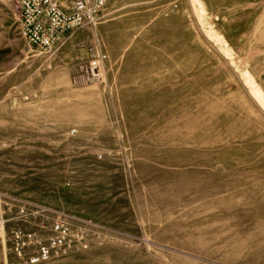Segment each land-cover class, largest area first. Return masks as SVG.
<instances>
[{"label": "rangeland", "instance_id": "rangeland-1", "mask_svg": "<svg viewBox=\"0 0 264 264\" xmlns=\"http://www.w3.org/2000/svg\"><path fill=\"white\" fill-rule=\"evenodd\" d=\"M0 193V264L18 230L42 264H264V0H108L49 52L0 0Z\"/></svg>", "mask_w": 264, "mask_h": 264}, {"label": "built area", "instance_id": "built-area-1", "mask_svg": "<svg viewBox=\"0 0 264 264\" xmlns=\"http://www.w3.org/2000/svg\"><path fill=\"white\" fill-rule=\"evenodd\" d=\"M108 0H19V19L24 37L44 51H52L66 35L94 26L100 20ZM103 64L96 62L91 67L82 68L81 80L85 83L103 78ZM11 201V197L0 193L2 203ZM19 215L27 220L26 208H19ZM7 220L0 213V237L4 233ZM60 229L59 226L56 227ZM32 233L14 231L12 250L15 262L3 264H42L52 258V248L34 241ZM37 250L30 253L32 244Z\"/></svg>", "mask_w": 264, "mask_h": 264}, {"label": "bare ground", "instance_id": "bare-ground-1", "mask_svg": "<svg viewBox=\"0 0 264 264\" xmlns=\"http://www.w3.org/2000/svg\"><path fill=\"white\" fill-rule=\"evenodd\" d=\"M259 100V99H258ZM196 170V169H195ZM245 210V209H244ZM235 212H238V211H235ZM264 217V216H263ZM249 222V221H248ZM256 224V223H255ZM242 227V226H241ZM249 234V233H248ZM234 235V234H233ZM234 237V236H233ZM236 246V245H235ZM251 251V250H250ZM253 260V259H252Z\"/></svg>", "mask_w": 264, "mask_h": 264}]
</instances>
